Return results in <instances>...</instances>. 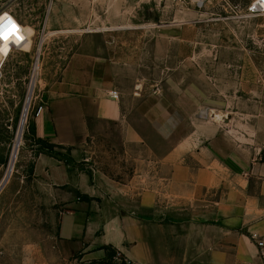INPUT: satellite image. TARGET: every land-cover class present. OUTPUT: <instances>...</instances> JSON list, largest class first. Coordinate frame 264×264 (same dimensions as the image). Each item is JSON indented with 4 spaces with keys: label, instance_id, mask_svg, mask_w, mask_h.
I'll list each match as a JSON object with an SVG mask.
<instances>
[{
    "label": "crops",
    "instance_id": "1",
    "mask_svg": "<svg viewBox=\"0 0 264 264\" xmlns=\"http://www.w3.org/2000/svg\"><path fill=\"white\" fill-rule=\"evenodd\" d=\"M121 68L83 48L38 87L47 103L35 118L39 137L72 147L78 159L103 142L131 167L119 180L57 166L63 260L105 264L103 247L113 246L129 264H264V105L256 93L238 92L230 111L204 119L162 99L143 105L139 93L130 102Z\"/></svg>",
    "mask_w": 264,
    "mask_h": 264
},
{
    "label": "rangeland",
    "instance_id": "2",
    "mask_svg": "<svg viewBox=\"0 0 264 264\" xmlns=\"http://www.w3.org/2000/svg\"><path fill=\"white\" fill-rule=\"evenodd\" d=\"M252 1L0 0V13L11 12L28 39L11 54L14 43H0V264H70L57 234L65 208L54 183L58 165L119 180L131 171L103 142H90L78 159L72 147H51L36 134L27 110L43 95L45 75L87 48L123 65L122 88L134 104L139 93L143 105L162 99L205 119L252 90L264 105V14H246Z\"/></svg>",
    "mask_w": 264,
    "mask_h": 264
},
{
    "label": "built area",
    "instance_id": "3",
    "mask_svg": "<svg viewBox=\"0 0 264 264\" xmlns=\"http://www.w3.org/2000/svg\"><path fill=\"white\" fill-rule=\"evenodd\" d=\"M197 3L203 0H195ZM246 14L249 16H257V15H263L264 14V0H253L247 7ZM2 18H6L4 20H0V35L3 34V32L7 29L10 28V25L8 24V20L10 19L12 22H14L17 26L18 31L10 36L9 39L3 40L0 39V42L6 43L9 41V44L12 42L13 44V50L15 48H20L22 45L27 41V36L25 35V30L23 24L19 21L16 20L11 15H5L3 14ZM34 72V70H33ZM33 77V76H32ZM110 96L114 99H119V94L117 91H113L110 93ZM47 107L46 100L44 99V95H35V98L30 104L29 111L34 113V116L36 118L40 117L44 110ZM256 239V237H255ZM258 244L260 247H264V241L263 240H257Z\"/></svg>",
    "mask_w": 264,
    "mask_h": 264
},
{
    "label": "trees",
    "instance_id": "4",
    "mask_svg": "<svg viewBox=\"0 0 264 264\" xmlns=\"http://www.w3.org/2000/svg\"><path fill=\"white\" fill-rule=\"evenodd\" d=\"M49 146L53 147L55 145L49 143ZM103 248L105 249L107 254V259L104 261L105 264H129L127 261H122L120 263H117L116 255L119 253V251L113 246H104Z\"/></svg>",
    "mask_w": 264,
    "mask_h": 264
},
{
    "label": "snow or ice",
    "instance_id": "5",
    "mask_svg": "<svg viewBox=\"0 0 264 264\" xmlns=\"http://www.w3.org/2000/svg\"><path fill=\"white\" fill-rule=\"evenodd\" d=\"M6 18H0V20H4ZM8 24L10 25V28H7L2 35H0V39L3 40H7L10 38V36H12L13 34H15L18 29L17 26L14 22H12L10 19L8 20Z\"/></svg>",
    "mask_w": 264,
    "mask_h": 264
},
{
    "label": "bare ground",
    "instance_id": "6",
    "mask_svg": "<svg viewBox=\"0 0 264 264\" xmlns=\"http://www.w3.org/2000/svg\"><path fill=\"white\" fill-rule=\"evenodd\" d=\"M3 14H5V15H11V16H13L14 18H16L11 12H1L0 13V18H2L3 17ZM16 20H18L17 18H16ZM24 26V25H23ZM24 30H25V27H24ZM25 35H26V31H25ZM27 36V35H26ZM28 40V39H27ZM0 43H3V42H0ZM8 44H9V41H8ZM10 45H12V44H10ZM12 51H13V45L11 46V49H10V54L12 53ZM33 99H34V97H33ZM33 99H31V101H30V103H29V106H28V110H27V112H28V114H29V107H30V104H31V102L33 101Z\"/></svg>",
    "mask_w": 264,
    "mask_h": 264
},
{
    "label": "water",
    "instance_id": "7",
    "mask_svg": "<svg viewBox=\"0 0 264 264\" xmlns=\"http://www.w3.org/2000/svg\"><path fill=\"white\" fill-rule=\"evenodd\" d=\"M3 186H4V184H2V186H0V191H1V189L3 188Z\"/></svg>",
    "mask_w": 264,
    "mask_h": 264
}]
</instances>
